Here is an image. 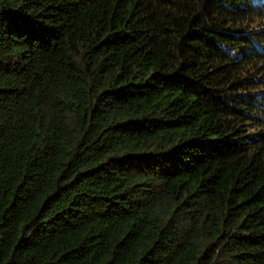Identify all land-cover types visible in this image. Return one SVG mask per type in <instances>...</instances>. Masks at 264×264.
<instances>
[{"label":"trees","instance_id":"16d2710c","mask_svg":"<svg viewBox=\"0 0 264 264\" xmlns=\"http://www.w3.org/2000/svg\"><path fill=\"white\" fill-rule=\"evenodd\" d=\"M0 264H264V0H0Z\"/></svg>","mask_w":264,"mask_h":264}]
</instances>
